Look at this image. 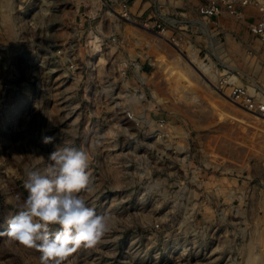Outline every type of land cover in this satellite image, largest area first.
<instances>
[{"label":"rangeland","instance_id":"rangeland-1","mask_svg":"<svg viewBox=\"0 0 264 264\" xmlns=\"http://www.w3.org/2000/svg\"><path fill=\"white\" fill-rule=\"evenodd\" d=\"M197 1L130 0L133 15L161 22L171 44L142 31L152 47L126 56L104 39L114 26L104 6L63 8L71 17L46 31L41 12L26 21L22 0H0V233L27 196L26 170L43 169L67 143L90 155L86 203L118 224L65 264H247L249 253L264 264V121L232 103L227 87L218 93L194 76L189 61L211 65L215 86L231 65L263 82L264 45L219 34ZM90 32L106 61L92 70ZM159 128L185 132L186 161L147 149L146 134ZM39 256L0 235V264H40Z\"/></svg>","mask_w":264,"mask_h":264},{"label":"clouds","instance_id":"clouds-1","mask_svg":"<svg viewBox=\"0 0 264 264\" xmlns=\"http://www.w3.org/2000/svg\"><path fill=\"white\" fill-rule=\"evenodd\" d=\"M53 139L44 137V143H52ZM47 160L43 169L26 170L27 196L15 205L17 214L0 235L35 249L40 253V264H65L80 249L100 244L118 221L107 212L98 213L81 195L91 190L87 150L63 143Z\"/></svg>","mask_w":264,"mask_h":264},{"label":"built area","instance_id":"built-area-1","mask_svg":"<svg viewBox=\"0 0 264 264\" xmlns=\"http://www.w3.org/2000/svg\"><path fill=\"white\" fill-rule=\"evenodd\" d=\"M199 1L198 12L208 21H213L214 18L223 15L242 19L246 15V10H255L257 12L256 21L248 28L253 39L259 45H264V0ZM22 3L25 6L24 16L27 17H24V19L29 21V19H32L33 13L41 12L42 22L47 23L44 25L46 31L52 28L51 24L61 23L62 20L71 17L68 14L66 17L63 16L61 13L63 8L68 7L72 13H75L78 8H86L93 14H96L100 7L108 8L109 13H112L110 17H113L114 21L107 20H109V23L114 22V26H110L109 34L103 35L104 39H107L111 45L116 47L115 53L126 56L143 54L142 51L147 45L141 43L143 36L146 39V35L142 31L151 32L156 37H165L166 33V28L161 22L145 20L141 16L133 15L130 0H22ZM93 14L89 15V19L94 20L95 16ZM73 37H79V32L77 31ZM90 45H92L90 51L94 54L102 52L95 53L96 45L92 43ZM72 47L74 46L68 49L70 50ZM63 52L65 51H61V53ZM250 53L253 54V50ZM129 65L135 66V63L131 62ZM223 71L220 73L218 82L220 93H224L221 88L227 87L229 89L228 98L232 103L264 121V84L257 81H245L242 72L234 66H227V69ZM189 140V137L185 136L183 131L174 129L170 131L166 128H159L146 134L144 145L147 146L149 151H169L171 161L177 162L186 161L190 157L191 146Z\"/></svg>","mask_w":264,"mask_h":264},{"label":"bare ground","instance_id":"bare-ground-1","mask_svg":"<svg viewBox=\"0 0 264 264\" xmlns=\"http://www.w3.org/2000/svg\"><path fill=\"white\" fill-rule=\"evenodd\" d=\"M198 22V21H197ZM201 26H203V24L204 23H199ZM199 25V26H200ZM200 28H202V27H200ZM208 30V29H207ZM209 31V30H208ZM160 40L162 39L163 41L165 40V41H168V42H166V43H169L170 42V44H171V41H169L166 37H163V36H157ZM100 37L98 38L97 36H95L93 33H91L90 35H89V42L90 43H92V44H94V45H96L95 46V50H96V52L95 53H98V52H100V51H103V47L102 48H100ZM141 43L142 44H144V45H148L149 47H152V43H150V42H147V40L145 39V37L143 36V38H142V40H141ZM259 45V44H258ZM261 46V45H260ZM213 50H214V48H213ZM218 50V49H217ZM258 50H259V48H258ZM216 51V50H215ZM217 55L218 56H223V50H221V49H219V51H218V53H217ZM92 56H94V54L92 55ZM204 60V59H203ZM189 61L191 62V63H193V62H196L197 64H198V66L197 67H195V69H194V71L195 72H193L192 74L194 75V76H196L195 74H197L198 73V75H200L201 77H202V79H203V81H205V82H207L211 87H213L214 89H215V91H217L218 93H220V90L218 89V86H215V84H213V82H211L210 80H209V78H208V76H210L211 78H213L214 79V77H216V75L214 74V73H212L211 72V65H209V64H207V63H204V62H202V61H199L198 59H197V57L195 56V54L193 55V57L191 58V59H189ZM105 63H106V61H105V58H104V54L103 53H100V54H98L96 57H94L92 60H90V62H89V64H90V67H92V68H90L91 70L93 69V67H103L104 65H105ZM195 65V64H194ZM228 65V64H227ZM232 66V65H231ZM254 66H256V65H254ZM234 67H236V66H234ZM193 68V67H192ZM238 68V67H237ZM252 69V68H251ZM243 71V70H242ZM244 73V72H243ZM90 74H91V72H90ZM219 74V73H218ZM246 74V73H245ZM247 75V74H246ZM219 76V75H218ZM193 77V76H192ZM220 78V77H219ZM247 78V77H246ZM212 79V80H213ZM251 79V78H250ZM249 81V80H248ZM254 81H257V80H255L254 79ZM258 82V81H257ZM191 83V85L193 84V82H190ZM218 84V83H217ZM190 85V86H191ZM223 89V88H222ZM224 90H225V88H224ZM226 90H227V88H226ZM229 90V89H228ZM225 94V93H224ZM128 95V94H127ZM131 96H135V95H131ZM194 96V95H193ZM228 97V96H227ZM131 98H133V99H131V100H134L135 99V97H131ZM125 99H127V97L125 98ZM127 101H130L129 100V98H128V100ZM132 102V101H131ZM234 107H235V105H234ZM236 108V107H235ZM243 110V109H242ZM248 113H250V112H248ZM251 114V113H250ZM134 116V115H133ZM254 116V115H253ZM137 117V116H136ZM134 118V117H133ZM185 251V250H184ZM256 259H257V256H255L254 255V253H249V255H248V258H247V264H253L255 261H256Z\"/></svg>","mask_w":264,"mask_h":264},{"label":"crops","instance_id":"crops-1","mask_svg":"<svg viewBox=\"0 0 264 264\" xmlns=\"http://www.w3.org/2000/svg\"><path fill=\"white\" fill-rule=\"evenodd\" d=\"M197 2L199 3V1ZM256 17L257 12H255V10H246V15L242 19L229 15H223L221 17H216L213 19V21L209 22L215 23V29H217L219 34L227 35L230 37V39H235L236 41L237 39H240L243 45L245 41H250L252 35L248 27L256 21ZM239 71L242 72L241 69H239ZM243 72L241 74H243L244 80L248 81V79L245 78V72ZM249 81H254V79ZM257 81L264 84V81L261 82L259 79Z\"/></svg>","mask_w":264,"mask_h":264}]
</instances>
